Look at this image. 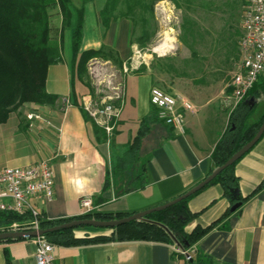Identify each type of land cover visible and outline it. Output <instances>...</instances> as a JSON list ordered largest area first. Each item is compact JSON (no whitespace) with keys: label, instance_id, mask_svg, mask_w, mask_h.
Masks as SVG:
<instances>
[{"label":"crops","instance_id":"crops-1","mask_svg":"<svg viewBox=\"0 0 264 264\" xmlns=\"http://www.w3.org/2000/svg\"><path fill=\"white\" fill-rule=\"evenodd\" d=\"M68 1L74 10L68 26L62 25L58 7L53 8L56 10L54 18L51 17V10L49 13L50 38L60 46L61 61L48 67L45 90L57 100L52 105L24 104L0 125V171L6 167H27L41 160H50L54 197L50 202L36 203L39 212L49 220L82 215L83 199L91 201L94 212L134 214L184 193L215 169L211 153L226 129L233 109L228 82L208 80L211 71L203 66L198 79L174 84L170 94L183 96L195 109L185 114L184 134H177L169 127L155 128L143 140L140 149L142 156H149L146 187L116 198L111 186L103 190L105 178L110 172L111 156L121 152L136 135L140 121L154 110L149 103L153 79L149 72H133L143 57L140 54L135 62L130 63L139 49L130 42L132 26L128 20L111 22L104 30L99 14L106 0ZM158 8H162L161 12L156 11V15H162L161 22L164 19L177 20V13L181 12L170 1L160 2ZM78 10L82 11L79 53L105 47L115 52L122 65L128 64L129 67V73L123 79L124 97L119 119L111 137L105 139L93 131V121H86L83 116L82 99L91 92L73 76L70 65L73 27L77 20L75 12ZM243 10L244 0H197L191 4L190 13L184 10L185 16L196 25L193 35L198 43L196 57H210L223 50L225 57L234 58L236 42L242 31ZM167 30L172 31V28L168 25ZM167 34L170 38L173 35ZM231 43L233 49L229 54L226 47ZM260 80L264 82V74ZM248 102L254 108L247 124H253L264 114V94L252 97ZM29 115L34 117L28 119ZM235 173L240 179V192L244 196L264 179V135L238 161ZM187 206L192 213H199L190 227H206L226 211L228 203L222 198L220 186L214 185L205 187L190 198ZM224 223L226 227L221 228ZM222 224L202 237L191 251L208 255L215 264H264V189ZM86 230L78 229L75 234H108ZM35 249L32 239L0 243V264H5V254L11 264H36ZM53 264L186 262L171 245L111 242L78 247L55 246Z\"/></svg>","mask_w":264,"mask_h":264},{"label":"trees","instance_id":"trees-1","mask_svg":"<svg viewBox=\"0 0 264 264\" xmlns=\"http://www.w3.org/2000/svg\"><path fill=\"white\" fill-rule=\"evenodd\" d=\"M161 1H170L176 9L181 11L182 23L179 41L192 51L191 56L195 59L196 53L193 44L196 42L193 35L196 25L190 17L185 16L184 10L190 13L191 4L197 0H106L99 14L101 25L104 30H107L111 22L119 19L128 20L132 26L130 42L143 51L152 42L156 34L155 6ZM56 7H58L62 18V25L68 26L74 13L68 0H0V125L6 123L9 115L24 104L52 105L57 100L56 96L49 95L45 90L48 67L61 61L60 46L50 38L49 13ZM75 14L77 20L73 27L70 65L73 76L83 82L92 92L86 71L87 63L91 59L111 61L119 67L122 64L115 52L105 47L79 53L82 11L78 10ZM236 58L237 52L233 61ZM144 70L145 67H142L135 73L139 74ZM260 94H264L263 80L260 83L257 82L231 110L228 125L211 153V160L215 169L222 166L242 146L248 143L263 123L264 114L257 122L247 124V119L254 108V105L248 100L252 97L257 98ZM74 104L76 105V102ZM82 113L86 121H91L84 111ZM158 126L167 127L157 119L154 109L149 117L140 121L136 135L132 140L119 154L111 156L110 172L105 178L103 190L111 186L114 196L119 198L132 192L141 191L146 187V164L149 156H142L140 149L143 140ZM92 128L96 134L103 139L106 138L103 130L93 122ZM237 163L238 161L220 172L206 186H220L222 198L228 203L226 211L206 227L200 225L190 227L199 213H192L188 209L187 203L196 193L165 210L153 212L140 221H131L113 229H107L108 234L77 236L76 230L87 228L79 227L47 233L42 238L57 247H78L111 242H151L171 245L180 251H190L202 237L225 222L231 215L239 213L247 201L264 189L263 179L250 194L242 195L240 179L235 173ZM235 205H239V207L231 212L230 209ZM132 214L100 213L91 210L78 217L61 220H49L40 214L38 227L41 230H46L84 219L112 221ZM30 220L31 216L27 213L23 215L0 213V227L14 222H29ZM222 227H226L225 223L221 225ZM21 240L23 239L6 240L0 243ZM191 259L192 262L189 264H215L211 257L201 252H193ZM5 264H11L6 254Z\"/></svg>","mask_w":264,"mask_h":264},{"label":"built area","instance_id":"built-area-1","mask_svg":"<svg viewBox=\"0 0 264 264\" xmlns=\"http://www.w3.org/2000/svg\"><path fill=\"white\" fill-rule=\"evenodd\" d=\"M162 2V1H161ZM155 6V11L162 8ZM241 36L237 45V58L230 71L229 100L234 108L258 82L264 74V0H244L241 18ZM167 52V51H166ZM165 52V53H166ZM164 53V54H165ZM163 54V55H164ZM140 57L136 51L130 59L135 62ZM129 73L128 64L116 69L110 61L94 58L87 63V74L91 79L94 94L82 99V108L87 116L106 135L111 137L119 119L124 97L123 79ZM119 74L123 78L119 79ZM149 103L156 110L157 119L177 134L185 132V114L193 112L194 106L183 96L168 94L152 87L149 91ZM34 116L29 115L28 119ZM54 197L53 170L50 160H41L27 167H6L0 171V213H12L31 216L29 222H14L0 227L1 232L37 231L39 209L36 203L50 202ZM84 213L92 210L91 201L83 199ZM32 239L36 245V264H53L55 246L42 237ZM186 264H189L193 252L180 251Z\"/></svg>","mask_w":264,"mask_h":264},{"label":"rangeland","instance_id":"rangeland-1","mask_svg":"<svg viewBox=\"0 0 264 264\" xmlns=\"http://www.w3.org/2000/svg\"><path fill=\"white\" fill-rule=\"evenodd\" d=\"M51 17L54 18L56 15V10L52 9ZM174 12V11H173ZM176 14V13H175ZM177 20L169 19L164 22L162 21V15H156V34L152 40V42L145 48L143 51H140V54L143 57L139 62L141 64L138 66L137 70H140L142 67H145L143 72H149L152 75L153 79V87H156L165 93H172V88L176 82H185L192 81L194 79H198L200 77V69L207 68L211 71V75L207 76L208 80L216 79L221 83L230 82V71L232 69L233 57L227 58L223 50L218 51L210 57L195 59L191 56V50L184 44L179 41L181 36V12L177 13ZM160 17V18H159ZM161 20V21H160ZM172 28V31L167 30V26ZM168 33H173L175 36H171L173 39L172 48L168 49L164 55H160L155 53L153 49L160 44L164 39H166L169 35ZM167 36V37H165ZM200 44V43H199ZM236 42V48H237ZM221 45V44H220ZM200 47V46H199ZM194 50H198V43L193 44ZM221 48V46H220ZM233 49V44H228L226 47V51L231 54ZM236 51V50H235ZM234 51V54H235ZM220 53V54H219ZM234 56V55H233ZM101 60V59H100ZM104 61V60H102ZM111 62V61H110ZM116 69H120V67L111 62ZM134 70L133 72L137 71ZM87 71V66H86ZM87 78L91 84V79L87 74ZM123 78V75L119 74V79ZM260 83L261 80L259 79ZM91 94H94V89L92 88ZM87 229V230H86ZM86 231L90 232H99V233H108V231L104 229L87 227Z\"/></svg>","mask_w":264,"mask_h":264},{"label":"water","instance_id":"water-1","mask_svg":"<svg viewBox=\"0 0 264 264\" xmlns=\"http://www.w3.org/2000/svg\"><path fill=\"white\" fill-rule=\"evenodd\" d=\"M264 135V121L258 128L256 134L254 137L246 143L244 146H242L235 154H233L222 166L214 169L210 175H208L205 179L179 195L178 197L163 203L161 205L149 208L147 210L134 213L130 216L124 217L122 219L118 220H112V221H97L94 219H84V220H75L69 223H65L50 229L46 230H37V231H27V232H1L0 233V242L6 241V240H15V239H26V238H35V237H43L47 233L63 230V229H73V228H79V227H92V228H98V229H113L115 227H118L120 225L126 224L131 221H140L145 216L153 213L165 210L178 202L185 200L196 193L203 190L220 172L228 168L229 166H232L237 161H239L242 157H244L262 138ZM239 205H235L230 209L231 212H234ZM192 262V259H190L189 263Z\"/></svg>","mask_w":264,"mask_h":264},{"label":"bare ground","instance_id":"bare-ground-1","mask_svg":"<svg viewBox=\"0 0 264 264\" xmlns=\"http://www.w3.org/2000/svg\"><path fill=\"white\" fill-rule=\"evenodd\" d=\"M167 37V36H165ZM172 42L173 39L170 37H167L166 39H164L160 44H158L153 51L155 53H158L160 55H163L168 49L172 48Z\"/></svg>","mask_w":264,"mask_h":264}]
</instances>
